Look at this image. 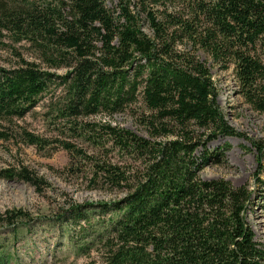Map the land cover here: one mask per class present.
Here are the masks:
<instances>
[{
	"label": "trees",
	"instance_id": "obj_1",
	"mask_svg": "<svg viewBox=\"0 0 264 264\" xmlns=\"http://www.w3.org/2000/svg\"><path fill=\"white\" fill-rule=\"evenodd\" d=\"M111 1L0 0V49L14 60L0 66V140L63 149L88 165L91 189L120 195L57 214L91 264H264L247 220L264 195L200 176L217 137L245 138L260 161L264 141L228 123L197 55L232 68L238 93L264 112V0ZM38 107L50 136L19 125ZM124 113L141 134L114 121ZM0 176L49 187L24 166ZM30 220L21 208L0 216L13 232Z\"/></svg>",
	"mask_w": 264,
	"mask_h": 264
},
{
	"label": "rangeland",
	"instance_id": "obj_2",
	"mask_svg": "<svg viewBox=\"0 0 264 264\" xmlns=\"http://www.w3.org/2000/svg\"><path fill=\"white\" fill-rule=\"evenodd\" d=\"M112 1L107 0L111 5ZM24 56L31 59L27 50ZM197 55L210 67L218 90V105L228 123L244 137L264 141V112L254 110L238 93L232 68L222 70L203 51ZM9 51L0 49V66L8 67L14 62ZM41 107L31 111L19 125L34 134L50 136L51 132L41 116ZM121 126L141 134L140 128L128 114L114 117ZM83 146L91 151L86 143ZM208 148L215 156L200 173L203 179L224 178L233 186L247 185L254 195H264V161L258 160L257 151L245 138L219 136ZM26 167L44 178L49 187L42 193L22 180L6 179L0 176V216L12 208L28 212L32 220L18 226L13 232L11 226L0 222V243L3 245L7 264H91L85 256L77 255L72 246L63 239L73 226H64L56 221L57 214L68 202H111L120 197L116 192L97 188L91 189L85 174L88 165L76 161L63 149L38 150L27 145L21 137L12 134L8 141L0 140V171ZM263 201L254 200L247 220L255 239L264 247Z\"/></svg>",
	"mask_w": 264,
	"mask_h": 264
}]
</instances>
